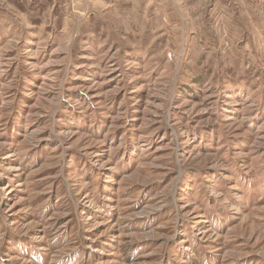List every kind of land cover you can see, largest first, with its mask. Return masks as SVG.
<instances>
[{
  "label": "rangeland",
  "instance_id": "1",
  "mask_svg": "<svg viewBox=\"0 0 264 264\" xmlns=\"http://www.w3.org/2000/svg\"><path fill=\"white\" fill-rule=\"evenodd\" d=\"M0 264H264V0H0Z\"/></svg>",
  "mask_w": 264,
  "mask_h": 264
}]
</instances>
